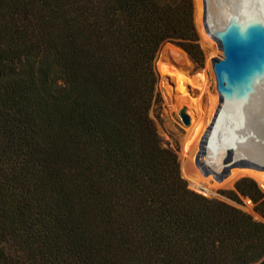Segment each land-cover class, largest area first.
I'll list each match as a JSON object with an SVG mask.
<instances>
[{"label": "trees", "instance_id": "obj_1", "mask_svg": "<svg viewBox=\"0 0 264 264\" xmlns=\"http://www.w3.org/2000/svg\"><path fill=\"white\" fill-rule=\"evenodd\" d=\"M194 0H0V264H256L264 192L193 189L152 111Z\"/></svg>", "mask_w": 264, "mask_h": 264}, {"label": "water", "instance_id": "obj_2", "mask_svg": "<svg viewBox=\"0 0 264 264\" xmlns=\"http://www.w3.org/2000/svg\"><path fill=\"white\" fill-rule=\"evenodd\" d=\"M251 1L249 5L247 3L244 5L241 14L222 28H215L211 24L208 0H202V13L198 2L196 0L194 2L195 21L202 15L206 33L217 43L222 52L221 58L212 60L220 97L219 106L199 141L195 155V164L201 173L205 177L212 175L218 182H222L229 176L232 166L250 168L252 165L249 160L235 161L232 149L227 151L226 164L222 172L218 173L203 164L202 160L207 156L215 127L217 124L226 122L228 114L232 111H238L245 114L246 118H251L264 106V0ZM256 4H261L262 7L258 8ZM166 44L182 50L172 43ZM166 49L162 54L160 50L158 56L164 61L177 65L172 57L165 54ZM179 115L183 125L189 128L192 120L187 108H181ZM186 136L187 134H184L180 141L178 154L182 176L181 154L184 153L187 145ZM253 168L257 169V167ZM199 193L205 194L203 189ZM256 264H264V258Z\"/></svg>", "mask_w": 264, "mask_h": 264}, {"label": "bare ground", "instance_id": "obj_3", "mask_svg": "<svg viewBox=\"0 0 264 264\" xmlns=\"http://www.w3.org/2000/svg\"><path fill=\"white\" fill-rule=\"evenodd\" d=\"M196 1L202 11V0ZM208 3L211 24L215 28H222L230 20L241 14L242 8L246 3H252V1L208 0ZM261 4L256 5L258 8H261ZM196 24L203 38V46L207 48L208 53L215 54L214 46L210 42L211 40L209 41L208 39L210 37L207 38L203 34L204 25L201 21V16L196 19ZM217 52L218 51H216V53ZM165 54L172 57L178 66L171 67L177 72H170L168 70L170 66L166 63L160 62L158 65L159 70L164 74H170L176 78V90L178 89L181 93L176 104L170 101L172 110L178 112L181 107L188 106V113L192 120L191 127L185 137L187 145L184 153L181 154L183 177L189 181V187L191 189L198 192L203 189L206 195H215L218 186L213 184V181L211 182L209 178H206L195 164V155L198 151L199 144L198 141L201 139L200 137L206 128L212 112L210 111L209 113V110H206L207 113L203 111L206 113L204 117L199 102L192 101L193 99L191 98V100L188 96L185 85L188 80L187 74L191 72L192 65L186 54L182 52V50L171 45L167 46ZM192 82L194 81L192 80ZM168 92L172 94L169 88ZM192 102H194V104ZM214 103H212L211 108H214L213 105H216ZM196 112H198V117H196ZM229 149L233 150L235 161L249 160L252 165L250 168L254 169L253 167H257L256 170H264V106L251 118H246L245 114H241L238 111H232L228 114L226 122L217 124L210 139L207 156L202 160L203 164L218 173L222 172L226 164V156ZM244 175H250L256 178L264 188V172L254 170L231 171L227 177L228 179L224 183V180L220 182L222 183L220 187H232L233 183Z\"/></svg>", "mask_w": 264, "mask_h": 264}, {"label": "rangeland", "instance_id": "obj_4", "mask_svg": "<svg viewBox=\"0 0 264 264\" xmlns=\"http://www.w3.org/2000/svg\"><path fill=\"white\" fill-rule=\"evenodd\" d=\"M194 2H195V0H194ZM201 13H202V11H201ZM201 21H202V15H201ZM196 26H197V24H196ZM197 30H198V34L200 37V46H201V49L203 50L204 57H205L203 67H200L197 63H195L185 51H182V52H184L186 54V56L189 58L191 65H192L191 72L189 74H187L188 80L186 81V85H185L188 96L190 99L191 98L193 99V100L191 99L192 101L199 102L203 116L207 113L206 110H209V113H210V111L212 112L210 119H208L206 128L204 129V131L201 135V137H202L204 135V133L206 132V129L210 125L211 120H212V118L215 114V111H216L217 107L219 106V102H220L219 93L217 91V81H216V76H215V73L213 70L212 60L214 58H221L222 52L218 48L217 43L207 33H205L206 31L203 28L204 36L207 38L210 37L208 39H209V41L211 40L210 42L214 46L215 54L208 53L207 48L205 46H203V42H202L203 38H202V35H201L198 27H197ZM167 46H168V44H164L161 47V49H160L161 54H162L163 50L165 48H167ZM216 51H218V52L216 53ZM160 62L166 63L167 65H169L170 68H168V70L170 72H177L175 69H173L171 67H178L177 65H174L169 61H164L160 56L157 57L156 66H157V70L160 74V82L158 85V91H159L160 98H161V104L159 106H157L155 110L152 111V117L155 120L157 129H158L164 143L166 145L170 146L171 148H174L177 152V155H178L179 154L180 141L182 139L181 137H183L184 134H188V130L190 129L191 126L189 128L185 127L181 121L179 111L176 112V111L172 110L170 101H173L174 102L173 104H176L178 99H179V96H181V93L178 89L176 90V82H175L176 78L170 74H164L162 71L159 70L158 65ZM192 80L194 82H192ZM167 87L169 89H171L172 94H170L168 92ZM192 103L194 104V102H192ZM212 103L216 104L217 107H216V105H213L214 108H211ZM183 107H186L187 110L189 109L188 106H183ZM183 107H181V108H183ZM203 111H205L206 113ZM188 115H189V113H188ZM196 117H198V112H196ZM199 141H200V139H199ZM251 160H252V158H251ZM232 167L230 168L231 171H234V170H240V171L241 170L242 171L243 170H254V171L264 172V170H256V169H252L249 167H238V168L236 166H232ZM206 178H209L211 182L213 181V184L217 185L218 188L216 189L215 195H205L203 193H201V194H203L209 198H216V199L222 200L224 202H227V203H229L233 206H236V207L244 210L245 212L253 215L257 220H263L255 212V210H254L255 205L250 199L242 198L243 203L238 204L223 194L224 192L235 191L236 190V188H235L236 183L239 180H241L242 178H251V179L255 180L259 184V187L264 192V188L262 187V185L260 184V182L256 178H254L250 175L241 176L240 178H238L233 183L232 187H220V184H222V183L215 180L212 175L209 177H206ZM227 179L228 178H225L223 183ZM186 181L188 182V185H189V181L188 180H186Z\"/></svg>", "mask_w": 264, "mask_h": 264}]
</instances>
